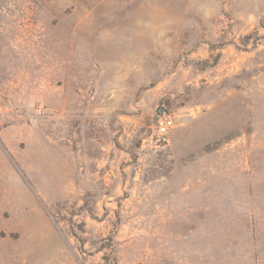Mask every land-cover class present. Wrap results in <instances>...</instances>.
Here are the masks:
<instances>
[{
    "label": "rangeland",
    "instance_id": "obj_1",
    "mask_svg": "<svg viewBox=\"0 0 264 264\" xmlns=\"http://www.w3.org/2000/svg\"><path fill=\"white\" fill-rule=\"evenodd\" d=\"M0 264H264V0H0Z\"/></svg>",
    "mask_w": 264,
    "mask_h": 264
},
{
    "label": "built area",
    "instance_id": "obj_2",
    "mask_svg": "<svg viewBox=\"0 0 264 264\" xmlns=\"http://www.w3.org/2000/svg\"><path fill=\"white\" fill-rule=\"evenodd\" d=\"M172 132V119L170 116L161 114L155 122V137L159 144L166 145L170 141Z\"/></svg>",
    "mask_w": 264,
    "mask_h": 264
},
{
    "label": "water",
    "instance_id": "obj_3",
    "mask_svg": "<svg viewBox=\"0 0 264 264\" xmlns=\"http://www.w3.org/2000/svg\"><path fill=\"white\" fill-rule=\"evenodd\" d=\"M163 110L162 109H159V112L161 113Z\"/></svg>",
    "mask_w": 264,
    "mask_h": 264
}]
</instances>
